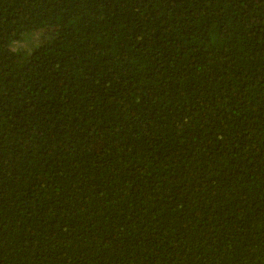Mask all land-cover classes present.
I'll list each match as a JSON object with an SVG mask.
<instances>
[{"label": "trees", "instance_id": "16d2710c", "mask_svg": "<svg viewBox=\"0 0 264 264\" xmlns=\"http://www.w3.org/2000/svg\"><path fill=\"white\" fill-rule=\"evenodd\" d=\"M0 264H264V0H0Z\"/></svg>", "mask_w": 264, "mask_h": 264}, {"label": "rangeland", "instance_id": "374dc122", "mask_svg": "<svg viewBox=\"0 0 264 264\" xmlns=\"http://www.w3.org/2000/svg\"><path fill=\"white\" fill-rule=\"evenodd\" d=\"M29 44H30V43H27V45H26V42H25V43L22 42V43L18 44L16 47H17V48L20 47V48H25V49H27V47L29 46Z\"/></svg>", "mask_w": 264, "mask_h": 264}]
</instances>
